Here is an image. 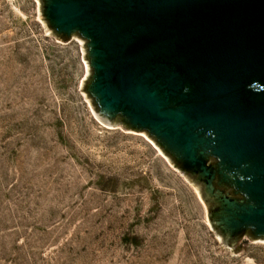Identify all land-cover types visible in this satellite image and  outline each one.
Listing matches in <instances>:
<instances>
[{"label":"rangeland","instance_id":"1","mask_svg":"<svg viewBox=\"0 0 264 264\" xmlns=\"http://www.w3.org/2000/svg\"><path fill=\"white\" fill-rule=\"evenodd\" d=\"M84 72L36 0H0V264H263V242L217 238L145 136L95 118Z\"/></svg>","mask_w":264,"mask_h":264},{"label":"water","instance_id":"2","mask_svg":"<svg viewBox=\"0 0 264 264\" xmlns=\"http://www.w3.org/2000/svg\"><path fill=\"white\" fill-rule=\"evenodd\" d=\"M36 5L44 30L67 41L46 24L39 0ZM55 12L61 22L90 32L100 47L95 79L87 85L90 67L83 40L76 34L70 37L80 43L85 72L79 90L95 118L145 136L194 187L208 218L201 184L147 132L125 126L119 113H125L132 125L155 132L163 128V135L168 134L166 128L193 120L219 124L240 156L264 159V92L247 88L250 81L264 84V0H73L56 4ZM186 80L197 88L187 112L166 108L155 88L176 94ZM86 86L98 97L100 108ZM208 222L217 238L236 252L243 250L242 239L264 243V236L249 235L226 241L209 218Z\"/></svg>","mask_w":264,"mask_h":264},{"label":"flooded vegetation","instance_id":"3","mask_svg":"<svg viewBox=\"0 0 264 264\" xmlns=\"http://www.w3.org/2000/svg\"><path fill=\"white\" fill-rule=\"evenodd\" d=\"M66 1L73 0H39L40 13L61 38L69 39L72 34L82 38L90 67L88 85L97 73L94 61L99 58L100 47L86 29L60 21L55 12L56 4ZM247 88L258 94L264 92V84L259 81H250ZM196 89L186 80L176 94H170L163 87H156L155 91L166 108L186 111ZM90 91L86 86L93 104L100 108L98 97ZM119 115L125 126L144 130L152 136L182 171L201 184L203 199L208 204V218L226 241L242 239L245 235L264 236V214L260 211H264V159L255 154L240 156L227 141L226 128L219 124L193 120L183 123L186 128L184 125L166 128L168 134L163 135V128L158 132L151 127L141 128L132 125L125 113Z\"/></svg>","mask_w":264,"mask_h":264}]
</instances>
